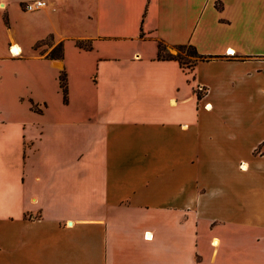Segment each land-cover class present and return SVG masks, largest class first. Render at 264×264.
Wrapping results in <instances>:
<instances>
[{
	"label": "crops",
	"instance_id": "1",
	"mask_svg": "<svg viewBox=\"0 0 264 264\" xmlns=\"http://www.w3.org/2000/svg\"><path fill=\"white\" fill-rule=\"evenodd\" d=\"M263 143L264 0H0V264H264Z\"/></svg>",
	"mask_w": 264,
	"mask_h": 264
},
{
	"label": "trees",
	"instance_id": "2",
	"mask_svg": "<svg viewBox=\"0 0 264 264\" xmlns=\"http://www.w3.org/2000/svg\"><path fill=\"white\" fill-rule=\"evenodd\" d=\"M77 46L81 47V43H77ZM176 49L181 52L184 49H188L189 50V56L194 58V61H182V57L180 56V54L177 55H171L170 53L167 52L166 50V45H164L162 42L158 43V53H157V57L158 59H162V60H173V61H177L183 68H192L195 66V64L198 61H203L205 60V58L201 55L198 54V52L196 51L195 47H193L192 45H179L176 47ZM57 51V55L56 56H50V58L53 59H60L62 57V50H61V46L57 47L56 49ZM60 87L62 88L63 94L65 95L66 90L63 84V78L60 77ZM264 146V143L262 145H260L257 149L256 152H258L260 155L264 154V151H260V149Z\"/></svg>",
	"mask_w": 264,
	"mask_h": 264
},
{
	"label": "rangeland",
	"instance_id": "3",
	"mask_svg": "<svg viewBox=\"0 0 264 264\" xmlns=\"http://www.w3.org/2000/svg\"><path fill=\"white\" fill-rule=\"evenodd\" d=\"M52 43V40L50 38L46 39L42 44H51ZM85 46V45H84ZM57 48L53 49L52 51L48 52L47 55H50V56H56L57 55V51H56ZM166 50L168 53H170L171 55H177V54H180V56L182 57V61L184 62L185 61H194V58L189 56L188 52L189 50L188 49H184L182 50L181 52H179L176 48H168L166 47ZM260 151H264V146L260 149ZM255 155L259 156V153L256 152ZM261 170H264V163L262 164L261 166ZM260 170V171H261ZM264 172V171H262ZM212 247H216L214 244L212 245Z\"/></svg>",
	"mask_w": 264,
	"mask_h": 264
},
{
	"label": "built area",
	"instance_id": "4",
	"mask_svg": "<svg viewBox=\"0 0 264 264\" xmlns=\"http://www.w3.org/2000/svg\"><path fill=\"white\" fill-rule=\"evenodd\" d=\"M42 7H44V3L41 2V1H35V2H32V3H26L23 7H22V10L25 11V12H34L36 10H39L41 9ZM12 55H16L14 51H10ZM18 54V53H17ZM197 91L198 92H201L204 94V89L202 87H198L197 88ZM205 109H207L209 107L208 104H205L204 105Z\"/></svg>",
	"mask_w": 264,
	"mask_h": 264
},
{
	"label": "water",
	"instance_id": "5",
	"mask_svg": "<svg viewBox=\"0 0 264 264\" xmlns=\"http://www.w3.org/2000/svg\"><path fill=\"white\" fill-rule=\"evenodd\" d=\"M16 49H17L16 47H13V51H14V52L16 51Z\"/></svg>",
	"mask_w": 264,
	"mask_h": 264
},
{
	"label": "bare ground",
	"instance_id": "6",
	"mask_svg": "<svg viewBox=\"0 0 264 264\" xmlns=\"http://www.w3.org/2000/svg\"><path fill=\"white\" fill-rule=\"evenodd\" d=\"M17 53H19L18 51H15V54L17 55Z\"/></svg>",
	"mask_w": 264,
	"mask_h": 264
}]
</instances>
